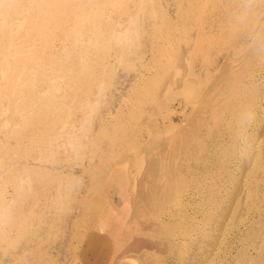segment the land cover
Instances as JSON below:
<instances>
[{"label":"rangeland","instance_id":"rangeland-1","mask_svg":"<svg viewBox=\"0 0 264 264\" xmlns=\"http://www.w3.org/2000/svg\"><path fill=\"white\" fill-rule=\"evenodd\" d=\"M140 224L264 264V0H0V264H127Z\"/></svg>","mask_w":264,"mask_h":264},{"label":"bare ground","instance_id":"bare-ground-1","mask_svg":"<svg viewBox=\"0 0 264 264\" xmlns=\"http://www.w3.org/2000/svg\"><path fill=\"white\" fill-rule=\"evenodd\" d=\"M57 7L60 8V6H57ZM69 141H71L70 143L72 144L73 148H78L81 143L78 137L72 138ZM144 222H147V221L145 220ZM149 237H144L141 239H134L133 242H131L130 244H127L123 248V251L120 253H123L124 256L127 258V262H126L127 264H151L153 261H154V264H158L159 256L163 254H167L168 256L171 255V251H169L168 247L163 244L162 240H160L159 238L151 239ZM175 254L176 253L173 252L171 257L175 258L176 257Z\"/></svg>","mask_w":264,"mask_h":264},{"label":"clouds","instance_id":"clouds-1","mask_svg":"<svg viewBox=\"0 0 264 264\" xmlns=\"http://www.w3.org/2000/svg\"><path fill=\"white\" fill-rule=\"evenodd\" d=\"M5 7H9L5 5ZM250 12V10H246ZM127 37V30L124 33H113V39L116 40L118 43L122 40L126 39ZM58 91V89H57ZM255 119V116L252 112L244 110L241 111L238 115V131L236 133L235 142L238 148L239 153L242 157L247 156L248 150L250 147L249 144V133L248 128L251 126L252 121Z\"/></svg>","mask_w":264,"mask_h":264},{"label":"crops","instance_id":"crops-1","mask_svg":"<svg viewBox=\"0 0 264 264\" xmlns=\"http://www.w3.org/2000/svg\"><path fill=\"white\" fill-rule=\"evenodd\" d=\"M140 212H141V214L142 215H145V214H143L142 213V210H143V206H141V208H140ZM139 212H136V214H138ZM141 225V227H140V232L138 233V231H137V233L136 234H138V237L136 238V239H141V238H144V237H149V236H151V237H149V238H151V239H158L159 237H158V230L156 229V228H154L153 226H152V228H151V232H147L146 231V229L144 228V226H143V224H140ZM154 229H156V230H154ZM149 235V236H148ZM160 240H162L161 238H159ZM163 241V240H162ZM131 243V242H130ZM129 243V244H130ZM163 244L165 245V246H167L168 247V250L169 251H171V255H172V253L174 252L173 251V249L170 247V245H167V243L166 242H164L163 241ZM161 251V250H160ZM159 251V252H160ZM170 255V256H171ZM165 256H167V254H163V255H161V256H159L158 257V264H167L166 262H165V259H164V257ZM151 264H154V261L151 263Z\"/></svg>","mask_w":264,"mask_h":264}]
</instances>
